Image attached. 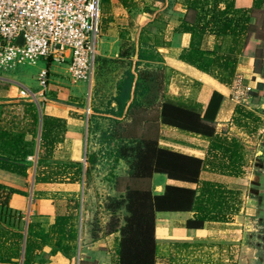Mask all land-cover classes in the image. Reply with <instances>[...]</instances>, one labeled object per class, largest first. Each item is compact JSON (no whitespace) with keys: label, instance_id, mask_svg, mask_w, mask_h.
Returning <instances> with one entry per match:
<instances>
[{"label":"crops","instance_id":"1","mask_svg":"<svg viewBox=\"0 0 264 264\" xmlns=\"http://www.w3.org/2000/svg\"><path fill=\"white\" fill-rule=\"evenodd\" d=\"M132 1L135 6L131 8L124 7L119 0L104 2L97 56L101 59H117L123 44H137L140 36L161 58V62H153L163 71V93L178 99L177 103L184 100L199 104L201 107L197 109L198 112L215 127L216 133L236 137L244 144L242 174L230 176L210 170L200 173L201 180L217 182L234 191L237 194V200H234L237 210L229 214L227 221H208L202 228L185 226V222L195 215L192 211H157L156 264H264V97L259 100L250 94L249 107L258 110L262 117L259 137L251 138L232 122L238 104L231 98L232 83L222 84L206 72L179 59L181 51L189 45L190 34L177 31V28L192 15L185 8L183 0ZM252 4L253 0H235L237 8H248ZM214 43L213 34L204 36L203 47L210 49ZM33 65L36 66L30 74H23L15 68L0 71V104H7L9 108V105L25 99L21 96L23 89L38 92L37 76L41 70H47L51 85L45 99L51 97L55 101L44 102L40 105V111L65 120L64 140L55 148L54 158L81 163L83 175L79 182H35L39 146L37 139L34 155L29 156L32 159L27 176L8 174L6 178H0V183L6 187L21 191L12 194L9 199V221L22 228L26 234L30 222L49 227L57 215L68 214L76 201L79 208L73 222L77 240L69 255L53 252L51 246H44L37 252L35 264H115L120 231H106L111 217L107 202L109 198H122L125 191L106 175L113 172L116 176H127L129 166L116 155L120 140L114 138L112 133L113 122L110 118L105 119L108 120L106 134L101 135L98 129H91L92 120L100 118L91 116L93 106L83 104V98L93 92V75L88 80L73 83L68 76L67 64L40 59ZM263 74L254 71L253 56H239L234 77L242 76L244 82L256 91L258 85L264 83ZM116 91L115 85L112 98ZM112 98L101 109H109L110 105L116 107ZM40 101L38 97L36 102ZM150 107L145 104L142 109L149 111ZM125 122L130 123L131 118ZM146 124V120H138L137 129L141 131ZM153 124L161 147L201 159L206 156L209 146L206 138L181 132L158 121ZM26 139L30 140L31 137L27 136ZM107 146L113 147L109 157L105 156ZM87 169L92 175L90 184H87ZM168 184L195 188L193 184L169 179L163 173H153V194H161ZM117 213L120 224H123V217L127 213L124 210ZM246 221L249 226L243 229ZM94 223L98 225L96 228ZM10 264H23V261L20 259Z\"/></svg>","mask_w":264,"mask_h":264},{"label":"trees","instance_id":"2","mask_svg":"<svg viewBox=\"0 0 264 264\" xmlns=\"http://www.w3.org/2000/svg\"><path fill=\"white\" fill-rule=\"evenodd\" d=\"M105 1L101 0V8ZM119 2L127 8L135 6L132 0ZM263 2L253 0L251 7L237 8L235 0H183L192 15L177 28V31L190 34L189 45L181 51L179 59L225 85L232 83L241 55L253 56L254 71L263 74L264 33L252 21L255 10L264 12ZM207 34L215 36L210 49L203 47V38ZM128 49L121 51L120 58H130L129 68L116 83V95L112 98L116 107L110 105L108 111L114 125V138L120 140L116 155L127 162L129 171L127 176L115 178V185L124 188L125 194L119 199H108L111 217L106 231H120L115 264H156L157 211H192L195 215L185 222V226L202 228L208 221H227L229 214L237 210L234 204L237 194L223 184L201 180L200 173L210 170L230 176L242 174L244 144L236 137L216 133L215 127L198 112L199 104L184 100L177 103L178 99L163 93V86L157 96L147 99L146 94L152 88L146 84V75L139 67L143 62H161V58L140 36L137 44L129 45ZM250 94L261 100L264 83ZM47 101L55 99L47 97L36 102L25 98L9 105V108L7 104H0V178L4 179L8 174L27 176L28 157L34 155L38 139L35 182L81 181V163L54 158L55 148L64 140L65 120L40 111V105ZM145 104L151 105V115L140 117L138 112ZM95 115L93 110L91 116ZM128 118H131L130 123L125 122ZM141 119L147 124L139 131L137 124ZM155 121L206 138L209 141L206 156L201 159L161 147L154 132ZM232 122L247 136L259 137L262 117L258 110L237 104ZM27 136L31 139L27 140ZM89 173L87 169L86 178ZM153 173H163L169 179L193 184L195 188L168 184L161 194H153ZM14 193L21 191L0 183V264L20 259L23 264H35L37 252L44 246H51L53 252L69 255L77 240L73 221L78 213V202H74L68 214L57 215L49 227L30 222L25 234L22 228L9 221L8 202ZM120 210L127 213L123 224H120L117 213Z\"/></svg>","mask_w":264,"mask_h":264},{"label":"built area","instance_id":"3","mask_svg":"<svg viewBox=\"0 0 264 264\" xmlns=\"http://www.w3.org/2000/svg\"><path fill=\"white\" fill-rule=\"evenodd\" d=\"M101 0H0V71L40 59L67 64L71 82L90 79L96 59ZM21 37L22 43H16ZM39 91L21 90L26 99L46 98L47 70L37 76ZM254 88L234 77L231 98L249 105ZM29 160L32 157H28Z\"/></svg>","mask_w":264,"mask_h":264},{"label":"rangeland","instance_id":"4","mask_svg":"<svg viewBox=\"0 0 264 264\" xmlns=\"http://www.w3.org/2000/svg\"><path fill=\"white\" fill-rule=\"evenodd\" d=\"M263 8H264V2H263ZM253 22L256 23V26L258 27L260 32L264 33V12L255 10L254 12V18L252 19ZM122 50L128 51V46L123 44ZM129 60L130 58H120L117 59H101L96 54L95 59V65L92 72L93 75V92L86 95L85 98H83V104H86L88 106H93L94 112H96L97 115L94 117H98L101 119H93L91 123V129H98L99 133L106 134V128L108 127V119L111 115L108 111V109H104V107L101 109V106H105L107 102L111 100V95L115 90V85L117 83V79H119L120 76H122L123 72L129 68ZM36 65L29 64V63H21L17 64L14 68L16 71L21 72L23 74L25 73H32L35 69ZM12 68V69H14ZM11 69V70H12ZM139 69L145 73L146 75V84L149 85L152 90L150 93L146 94V98L153 96H157L160 92V88L163 86L162 82V70L161 67L156 64V62L148 61L143 62ZM91 75V77H92ZM264 80V76H263ZM255 101V99H254ZM250 104V103H249ZM92 110V111H93ZM101 112V114H99ZM140 112V113H139ZM138 112L140 117L143 116H149L151 115L152 111L148 110H142ZM142 113V114H141ZM86 114L88 115V108L86 111ZM104 132V133H103ZM113 148V147H112ZM110 147L107 146L105 150V156L109 157L111 154V150H113ZM110 162L109 164H111ZM31 173V170H30ZM107 178L111 181H115V178L117 177L113 172L108 173ZM92 175L91 173L87 176V184L91 183ZM95 226L96 223H94ZM249 222L246 221V223H243V229L245 226L248 228Z\"/></svg>","mask_w":264,"mask_h":264},{"label":"water","instance_id":"5","mask_svg":"<svg viewBox=\"0 0 264 264\" xmlns=\"http://www.w3.org/2000/svg\"><path fill=\"white\" fill-rule=\"evenodd\" d=\"M16 43H22V38L19 37V38L16 40ZM263 109H264V106H263Z\"/></svg>","mask_w":264,"mask_h":264}]
</instances>
